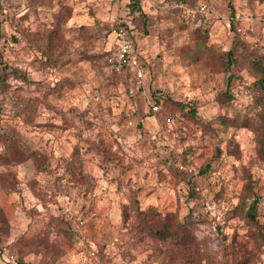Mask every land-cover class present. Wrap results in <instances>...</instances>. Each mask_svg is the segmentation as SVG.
<instances>
[{
	"label": "rangeland",
	"instance_id": "1",
	"mask_svg": "<svg viewBox=\"0 0 264 264\" xmlns=\"http://www.w3.org/2000/svg\"><path fill=\"white\" fill-rule=\"evenodd\" d=\"M133 1L0 0V133L16 136L0 139V264H264L261 230L235 210L256 196L264 227V155L251 126L227 122L259 110L242 84L254 77L207 56L231 46V14L264 56V0H207L195 18L177 0L139 1L132 38L145 77L130 95L109 58ZM228 74L237 94L225 107ZM164 96L194 104L198 121L147 115ZM164 220L185 223L193 240L145 230Z\"/></svg>",
	"mask_w": 264,
	"mask_h": 264
},
{
	"label": "trees",
	"instance_id": "2",
	"mask_svg": "<svg viewBox=\"0 0 264 264\" xmlns=\"http://www.w3.org/2000/svg\"><path fill=\"white\" fill-rule=\"evenodd\" d=\"M139 1L141 0H134L129 4L131 8L130 13L133 14V17L132 19L130 18V24L127 26V28L133 44L134 41L132 38V31L135 28L134 12L141 11ZM197 1L198 0H177L176 4L182 2L186 5H196ZM234 15L235 14H231L230 28L237 31V27L235 26V19L238 20V18H234ZM239 34H241L239 31H237V33H234L232 44L227 50H222L217 53L214 49H212L210 50L211 53H208L207 56L210 58V60H212L214 67H216L218 71L229 73L232 68H235L237 70L246 69L254 77V80L248 83L244 82L246 80L242 79V84L249 91L250 96L253 97L255 107L259 108V110L256 111L253 116L247 112L236 114L232 118H229L227 122L229 127L251 126L254 129L256 135L257 150L261 155H264V56L261 54L256 55L255 52L250 51L249 45L246 44L247 42H245ZM194 37L197 40L198 47L201 50L209 49L208 30H205L200 25H197L194 30ZM113 49L114 46L112 48V51ZM0 63L2 64V74L0 75V82L4 83L6 80L5 76L8 74V66L3 61H0ZM120 69L124 70L126 72L125 75L129 77V85L133 84L132 82H134V79L131 77L130 72L125 68ZM10 72L18 74L16 70H11ZM233 77V74H228L226 89L221 94V100L222 103H225V107L229 106L230 104H232V102H234L237 94L234 92V90H232L231 79ZM153 103V105L157 106L158 110H152V106H150L147 115L152 118H156L157 116H159L162 108H165V110L167 109L172 112L178 111L182 117L188 120L193 119L194 121H198L197 107L192 103H184L178 100H173L169 96L159 98L157 97ZM0 139L4 143L16 142V136H12L4 132L0 133ZM23 151L28 153V155L33 158L38 169L40 167L42 168L43 158L41 157V154L38 151L30 150V148L28 147H26ZM208 169L209 164H207V166L205 167L204 173L207 172ZM190 179L191 178H187V181H189ZM250 189L251 188H249V190ZM258 200L259 199L256 196H251L250 200L243 198L236 205L235 210L242 217L248 219L259 227V230H261V246L262 250L264 251V227L259 224L256 217L258 209ZM155 213L156 212H153L152 214ZM66 224L68 226L67 228L70 229L68 222H66ZM145 230L154 236H158L175 244L189 243L193 240L192 233L186 227L185 223L174 226L172 222L170 223L164 220L160 223V226L157 227L154 226V224L152 226H145ZM16 264H21V261H19L17 257Z\"/></svg>",
	"mask_w": 264,
	"mask_h": 264
},
{
	"label": "built area",
	"instance_id": "3",
	"mask_svg": "<svg viewBox=\"0 0 264 264\" xmlns=\"http://www.w3.org/2000/svg\"><path fill=\"white\" fill-rule=\"evenodd\" d=\"M180 9H182L187 16L195 18L197 14H205L209 9L207 0H198L196 5H186L184 3H177ZM130 24V19H123L118 22L114 29V49L111 53L109 61L111 65L116 69H127L131 77L134 79L133 84L128 87L130 95L134 94L138 89L142 87L144 79V66L140 61V57L136 46L133 44L129 35L127 26ZM241 32V28H237ZM152 110H158L156 105H153ZM11 263L15 261L11 260Z\"/></svg>",
	"mask_w": 264,
	"mask_h": 264
},
{
	"label": "crops",
	"instance_id": "4",
	"mask_svg": "<svg viewBox=\"0 0 264 264\" xmlns=\"http://www.w3.org/2000/svg\"><path fill=\"white\" fill-rule=\"evenodd\" d=\"M132 34L134 35V31H132ZM134 38V37H133ZM137 49V51H138V54H139V57H140V61H141V63L143 64V66H144V62L142 61V58H141V53H140V51H139V49H138V47L136 48ZM144 77H145V71H144Z\"/></svg>",
	"mask_w": 264,
	"mask_h": 264
}]
</instances>
